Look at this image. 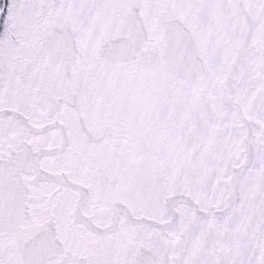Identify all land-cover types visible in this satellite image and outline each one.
I'll return each mask as SVG.
<instances>
[{
  "label": "snow or ice",
  "instance_id": "snow-or-ice-1",
  "mask_svg": "<svg viewBox=\"0 0 264 264\" xmlns=\"http://www.w3.org/2000/svg\"><path fill=\"white\" fill-rule=\"evenodd\" d=\"M0 264H264V0H0Z\"/></svg>",
  "mask_w": 264,
  "mask_h": 264
}]
</instances>
